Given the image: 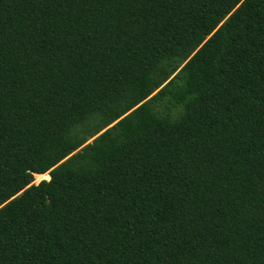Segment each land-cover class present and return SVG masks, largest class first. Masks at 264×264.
<instances>
[{
	"label": "trees",
	"instance_id": "trees-1",
	"mask_svg": "<svg viewBox=\"0 0 264 264\" xmlns=\"http://www.w3.org/2000/svg\"><path fill=\"white\" fill-rule=\"evenodd\" d=\"M238 4L0 0V264H264V0Z\"/></svg>",
	"mask_w": 264,
	"mask_h": 264
},
{
	"label": "snow or ice",
	"instance_id": "snow-or-ice-1",
	"mask_svg": "<svg viewBox=\"0 0 264 264\" xmlns=\"http://www.w3.org/2000/svg\"><path fill=\"white\" fill-rule=\"evenodd\" d=\"M245 0H240V4L237 5V7L239 8L242 4H244ZM229 69H230V66H229ZM192 139V142L195 143L196 142V138L193 137L191 138ZM189 151H191V149H189ZM179 160H180V163L182 164H187L188 163V160H186L183 156V154L181 153L179 155ZM29 179H32L31 177H29ZM52 177L49 176L47 173H42V174H39V175H36L35 176V179H32V185H36V186H39L41 185V182L42 181H51ZM32 185H26V187H31ZM21 191H25V188H21ZM12 199L11 197H9L8 199H6L3 203H0V213H2L3 211L6 210L5 206L8 204V200ZM26 220L29 219V218H25ZM2 222V221H0ZM32 223H35V221H33ZM32 223H26L24 225L25 228H31L34 232L38 233L39 232V228H32ZM45 232H47V229L45 228L44 229ZM21 236L23 239L27 240L28 239V233L27 232H22L21 233ZM37 236H33L32 239L33 240H37ZM5 234L2 230H0V253H3V249H4V246H5ZM39 243L41 245L44 244V241L43 240H39ZM31 251H36V249H33L32 248V242L29 241V246L28 247H23V253L25 256H30V252ZM121 255H123V253H121Z\"/></svg>",
	"mask_w": 264,
	"mask_h": 264
},
{
	"label": "rangeland",
	"instance_id": "rangeland-1",
	"mask_svg": "<svg viewBox=\"0 0 264 264\" xmlns=\"http://www.w3.org/2000/svg\"><path fill=\"white\" fill-rule=\"evenodd\" d=\"M34 179H35V176H34Z\"/></svg>",
	"mask_w": 264,
	"mask_h": 264
}]
</instances>
